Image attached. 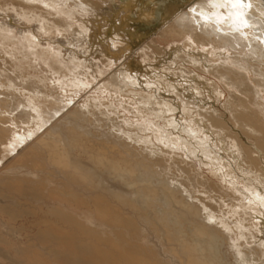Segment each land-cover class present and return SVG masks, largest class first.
I'll return each instance as SVG.
<instances>
[{
	"label": "bare ground",
	"instance_id": "bare-ground-1",
	"mask_svg": "<svg viewBox=\"0 0 264 264\" xmlns=\"http://www.w3.org/2000/svg\"><path fill=\"white\" fill-rule=\"evenodd\" d=\"M75 1L0 0V89L9 90L7 103L15 100L11 111L17 109L0 113V244H10L4 241L13 232L10 222L32 218L34 236L50 246L39 248L32 241L23 250L35 256H24L25 264H42L43 253L52 257L48 259L52 264H264L259 247L248 242L256 238L257 221L264 222L263 211L254 208L261 204L251 186L252 179L263 173L264 152L262 161L257 160V154L239 139L240 134H249L256 149L264 151V102L253 98L252 79L223 69V63L212 68L211 55L205 54L214 50V57H220L227 52L226 56L246 64L251 75L264 76V0ZM80 3L85 12L94 13L93 18L79 16ZM180 3L185 4L181 9ZM52 7L76 16L77 25ZM99 10L108 13L97 14ZM29 17L35 20L34 27ZM106 23L108 28L97 37ZM128 26L147 28V41L154 46L129 49ZM5 28H13L14 41L5 35ZM170 37L183 45L177 48L183 53L176 62H169L170 67L158 75L152 73L157 69L153 66L141 71L140 58L154 62L162 53L156 46ZM30 50L61 75L67 71L60 60L76 59L69 63L88 80L84 83L80 77L74 92L63 94L55 87V92L44 91L48 76L38 70ZM193 55H203L205 62L196 66L199 61ZM191 63L201 74L193 73ZM220 70L225 74L218 75ZM235 76L239 78L235 86L220 84L219 80ZM93 83L119 90L121 98L133 103L128 108L132 116H124L122 109L97 96L80 103ZM83 88L85 93L79 95ZM209 91L216 97L227 93L228 120L216 117L207 105L191 107L185 98L187 92L201 96ZM159 92L177 96L180 107ZM178 109L191 122L205 123L216 132V144L236 168L240 160L247 166L242 173L252 193L226 178L235 174L227 164L224 173L213 170L200 176L184 149L189 154L201 150L199 158L211 164L218 160L190 140L182 120L175 119ZM144 121L149 124L144 126ZM177 130L185 136H177ZM170 216L179 224L187 220L197 242L187 243L180 229L169 226L166 217ZM25 238L32 240L28 233ZM200 239L214 249L201 252ZM258 245L264 249L263 242Z\"/></svg>",
	"mask_w": 264,
	"mask_h": 264
},
{
	"label": "rangeland",
	"instance_id": "rangeland-1",
	"mask_svg": "<svg viewBox=\"0 0 264 264\" xmlns=\"http://www.w3.org/2000/svg\"><path fill=\"white\" fill-rule=\"evenodd\" d=\"M68 2L66 3H75L76 1L75 0H67ZM81 5H79L78 10L82 11V14H80L79 16L81 18H85V17H92L93 18V15L94 13H88V12H85L86 8L84 5H82V3H80ZM184 3H180L179 4V8H183L184 7ZM53 8V7H52ZM180 8V9H181ZM54 9V8H53ZM65 9V8H64ZM56 11V9H54ZM103 11V10H102ZM102 11H98V13H101L102 14ZM33 12V11H32ZM58 13V15H62L63 17H66L68 20L70 19V21H72L73 23L76 21V23H78V18H76V16L73 18L70 17L69 15L67 16L66 15V12H61V11H56ZM104 12V11H103ZM105 14L108 13L107 11L104 12ZM99 17V16H98ZM98 17H96L97 19H99ZM80 18V19H81ZM21 21H25V20H28V19H25V18H19ZM76 19V20H75ZM126 21L130 22L129 19L125 18ZM29 20H31V18L29 17ZM35 22L34 19H32L31 21H29V23L32 25L31 27H34L33 23ZM98 23L101 22V20H98L97 21ZM96 22V23H97ZM76 23H74V26L77 25ZM108 23V22H107ZM104 24V26H102L100 29H99V33L96 32V36L98 34L97 37H99L100 34H103V28L104 29H107L108 28V25ZM101 24V23H100ZM135 24V23H134ZM137 25V24H136ZM107 27V28H106ZM110 27V26H109ZM130 28V26H128ZM132 27V26H131ZM73 28V25H71V29ZM134 28V27H133ZM135 29V28H134ZM132 28H130V30L128 31V37H130L131 39L128 40V42L125 44L126 46L129 47V49L131 50H134V49H138L139 51V48L140 46L142 45H149V46H154L152 42L150 41H147V39L149 38V33L147 31V28H144V27H140V28H136V30H134ZM13 28H5V35L8 36L11 41H14L13 38H11V35L13 34ZM144 31V32H143ZM139 32V33H138ZM90 34L94 33L92 31H89ZM133 35V36H132ZM139 36V37H138ZM147 36V37H146ZM160 35H158L159 37ZM137 39V40H136ZM24 40V39H23ZM146 41V42H145ZM136 42V43H135ZM25 46L27 45L28 47L30 46L31 48V45L30 44H26V41H23V43ZM138 44V45H136ZM61 45V44H60ZM105 45V44H104ZM26 46V47H27ZM135 46V47H134ZM137 46V47H136ZM183 45H181V42H176V41H173V38H167V39H164V44L160 43L159 45L156 46V49H160L162 50V53L161 55H159L160 57H155V60L154 62L153 61H147V60H144L142 58H140L141 60V63H140V70L143 71V69L147 68L148 66H153L155 68L158 69L157 72H155L156 70L154 69V71H152V73H154L155 75H158L159 74V71L161 69H164L165 67H170L169 66V62H176V60L179 58L180 54H182L183 52H178L177 48L179 47H182ZM162 47V48H161ZM133 48V49H132ZM114 50V49H113ZM224 50V49H223ZM222 50V51H223ZM172 51H175L174 53ZM177 51V52H176ZM114 52V51H113ZM249 52H251L252 54H254V56L259 60L260 57H258V55L256 54L255 50L251 49L249 50ZM30 53L36 58L35 59V64L37 65L38 67V70L42 73H45L48 78H47V83L45 84L44 86V91H50V92H55L56 90H58L60 93H63L65 94V92L69 93V92H74V90L76 89L75 85L78 83H80L79 81V78L82 77V79L84 80V83L85 81H87L88 79L86 78V76H84L83 74H78L77 70L72 68L71 64L69 62H72L74 64V61L76 59L74 58H70L69 60L65 57L64 59L60 60L61 62L59 63L60 66H65L66 68V71H67V75H61L60 73L57 74L56 71H54L52 69V67L49 65L48 61L46 59H44V57H42L39 53L36 54V52L34 51H31L30 50ZM120 53L119 50L116 51V54L115 56L118 57V54ZM168 53V54H167ZM208 53V54H207ZM214 50L210 51L209 52H206L205 54L207 56H210L208 59L209 60H212V63L211 66L212 68H219L220 65L223 67V69H226V70H229V71H233L235 73H237L238 75H246L248 77L249 80H251V85H252V91H253V98L256 99V101H261V99L263 100L262 103L264 102V85L261 86V84H264V76L262 75V73H255V74H252L251 75V71L248 70L246 68V64H244L243 62H240L238 61L239 58L238 57H234L233 55H230V56H226L225 53L227 54V52H223L224 54L220 57H214L215 55H217V53H214ZM232 53V52H231ZM213 54V55H212ZM64 56V55H63ZM178 56V57H177ZM194 56V55H193ZM224 56V57H223ZM233 57V58H232ZM255 57H253L252 59H254ZM123 56L119 57V60H123ZM159 58V59H158ZM211 58V59H210ZM248 58V57H247ZM194 59H197L199 62H197L195 65L198 66L200 63L202 62H205L204 60V56L203 55H195L194 56ZM235 59V60H234ZM156 60H159V61H156ZM45 61V62H44ZM236 61V62H235ZM120 62V61H119ZM151 62V63H150ZM187 61L184 60V63H186ZM220 62V63H219ZM232 64H231V63ZM118 62H116L114 65H116ZM149 63V64H148ZM215 63V64H213ZM239 63V64H238ZM48 64V65H47ZM64 64V65H63ZM218 64V65H217ZM239 65V67H236L237 65ZM67 65V66H66ZM167 65V66H166ZM189 67H195V65L193 66V64H188ZM233 65H236V66H233ZM224 66H227L224 67ZM229 66V67H228ZM51 67V68H50ZM114 68L113 67H110L108 69V72H110L112 69ZM173 69H176L177 68V64L174 65V67H172ZM192 68V69H193ZM233 68V69H232ZM245 69V70H244ZM194 70V69H193ZM140 71V72H141ZM210 74L212 72V70H208ZM243 72V73H242ZM193 73H197V74H201V72L195 67V70L193 71ZM106 72H104L103 75H105ZM218 75H224L225 73L223 71H218L217 72ZM249 74V75H248ZM76 75V76H75ZM110 75V74H109ZM173 75V74H172ZM206 75V74H205ZM206 75V76H207ZM256 75V76H255ZM261 75V76H260ZM257 78V81L255 80ZM174 77V75H173ZM237 76L234 77V80H231V79H228L225 80V81H221L219 80L221 83L220 84H223L224 82V86H227L228 84L232 83L234 86L236 85L237 83V80L239 81V78L237 79L236 78ZM236 78V79H235ZM261 79V81L259 79ZM177 79H179V77H177ZM3 78H0V85L1 83H3ZM77 80V81H76ZM236 80V81H235ZM82 81V80H81ZM255 81L258 83H255ZM263 81V82H262ZM261 84H260V83ZM91 83V81H90ZM95 85V87L93 89L90 90L89 93H87L86 95H84L83 97H81L78 101H80V103L83 102V100L85 99H89L91 96H97L99 99H101L102 101H107V103L109 104H112L116 109H122L120 110L121 113L124 115V116H127V117H131V112L128 111V108H132L133 107V103H131V101L128 99V98H121V93L119 90H112L110 88V86H106L104 85L103 83H93ZM92 84V85H93ZM53 87H55V91H53ZM254 87V88H253ZM85 90L86 89H81L80 90V94L79 95H83L85 93ZM9 90H7V92L5 91V89H0V113L2 112V110H6L9 112H13V111H17V109L11 111V105L13 104V101H11V103H7V98L9 99V93H8ZM113 91V92H112ZM110 92V93H109ZM257 93V94H256ZM94 94V95H93ZM120 94V95H118ZM160 96L162 97H165L166 99L168 100H172L170 102L172 103H175V105H178V97L175 96L174 94L172 93H163V92H159L158 93ZM79 95L77 96V98H79ZM205 95V96H204ZM65 96V95H64ZM101 96V97H100ZM217 95L214 94L213 96V93H211L210 91L209 92H205L203 95L201 96H197L195 94H192L191 92H187L185 93V98L190 100V106L193 107V108H199L200 106L201 107H206L207 105V108H210L214 113H215V116L219 118L222 117L226 120H228V117L230 116V113H229V110L226 109L225 105H226V100L228 99V95L227 93H225L224 95H222L221 97H216ZM107 97V98H106ZM110 97V98H109ZM191 97V99H190ZM258 97V98H257ZM115 98V99H114ZM173 98V99H172ZM124 99V100H123ZM177 99V100H176ZM193 99V100H192ZM196 99V100H195ZM6 100V101H5ZM128 100V101H127ZM199 103H197V102ZM112 102V103H111ZM193 102V103H192ZM201 102V103H200ZM79 103V104H80ZM125 104V105H124ZM118 105V106H117ZM200 105V106H198ZM263 105V104H262ZM18 106V105H17ZM222 106V107H221ZM256 106H259V105H256ZM123 107V108H122ZM177 107H180V105H178ZM215 108V110H213ZM259 108H262V106L260 105ZM135 111L138 113V109L136 108ZM223 112V113H222ZM180 113V114H179ZM2 114V113H1ZM0 114V115H1ZM264 114V112H263ZM175 119L177 121H180L182 120V126L181 127H185L187 128V131L189 132V138L191 141H195V144L199 147V149H207L209 151L210 154H212L214 157L217 158V163L216 164H211V162H207V160H205L204 157L202 158H199L201 156V150H198V153L195 154H189L187 149H184V152L186 153L187 155V158L189 159V161L195 166V168H197L198 172L200 173V176H208L210 171H213V170H218L219 172L221 171L222 173L226 172L227 169L225 167V164L229 165V168H232V170L234 171L235 174H233L234 176H232L231 174L228 176H226L227 179H229L230 177L232 179H234L235 181V184L237 185L238 188H240L241 190H246V191H249V192H253V191H256V197H257V201L259 202V204H261L259 207L257 206H254V208H256L258 211L261 210L263 211L264 213V168H263V173L260 175V176H257L256 178H253L252 179V182H251V186L254 188V190L252 191L250 189V184L248 185L246 183V180L248 179L247 177H245V175L242 173V169L243 171L247 169V166H243V164L241 163L242 161L240 160V163L238 165H240L239 167V170H238V167L236 168L234 165V162L231 158H229V156L226 154V152L221 149L220 147H218V143L216 144L217 140V136L214 135V132L213 129H211L210 127L207 128V126H205V123H203V125L201 124H197V123H194L193 121L191 122V120L187 119L185 117V115H183V113L181 112L180 109H178L176 112H175ZM225 115V116H224ZM178 117V118H177ZM136 118L133 117L132 121H135ZM129 122V121H128ZM185 122V123H184ZM192 123V124H191ZM145 124H149L147 123L146 121H144V126ZM229 124V128L230 129H233L235 131V127L234 125H231L230 122H228ZM198 127H196V126ZM189 127V128H188ZM196 127V128H195ZM199 129V130H198ZM208 129V130H207ZM193 132V134H191ZM177 136H180V133H182L183 136H185V134L183 132H180L177 130V132H174ZM216 133V132H215ZM208 136V137H207ZM242 136V137H241ZM187 137V136H186ZM240 137V138H239ZM239 139L241 141H243L245 144L249 145L250 148L252 149V153H255L257 155H255L257 157V160H261L262 161V155L261 153H263L264 151H260L258 149H256V147L251 143V139L252 137L248 134L247 136L245 134H240L239 135ZM247 137V138H245ZM257 137V136H256ZM216 138V139H215ZM216 141H215V140ZM250 141H249V140ZM213 140V141H212ZM262 140V138H261ZM215 141V142H214ZM197 142V143H196ZM215 144V147H214V144ZM206 144V146H205ZM213 144V145H211ZM174 147V145H172ZM201 147V148H200ZM209 147V148H208ZM213 149H212V148ZM256 149V150H255ZM218 150V151H217ZM224 151V152H222ZM219 154V155H218ZM198 155V156H197ZM226 155V156H225ZM259 155V156H258ZM198 157V158H196ZM225 158V159H224ZM227 158V159H226ZM223 160V161H222ZM225 160V161H224ZM262 163V162H261ZM231 164V165H230ZM233 164V165H232ZM212 166V168H211ZM235 167V168H234ZM243 167V168H242ZM223 168V169H222ZM209 170V171H208ZM224 170V171H223ZM239 172H238V171ZM201 171V172H200ZM236 171V172H235ZM245 172V171H244ZM242 173V174H241ZM238 182V183H237ZM243 187V188H241ZM262 197V199H261ZM23 202V200H21ZM203 204L205 205H208L209 204V201H206V200H203ZM213 207L215 208V210L218 209V204L217 203H213ZM84 208H86L84 206ZM234 208V207H233ZM242 208H245L244 206H242ZM246 209V208H245ZM232 210V209H231ZM171 211V210H169ZM248 213V212H247ZM172 215H174L173 213H171ZM5 214H3V218L6 219V215L4 216ZM253 217V216H252ZM1 218V217H0ZM132 218H135V216H133ZM137 218V216H136ZM2 219V218H1ZM21 221V222H19ZM26 221V222H25ZM134 222H137L136 220H134ZM11 223V224H10ZM9 223V226L12 227L13 229V232L11 233V235H7L5 236V240L6 242H9L10 244L8 246L6 245H3V244H0V264H25L23 262V260L25 259V257L27 256L28 258H33V256H35L34 254H32L31 252H25L23 249L25 247L28 246H32V244H36L37 246H39V248H41L42 246H45V244L47 246H50V242L48 243H43V241H39L40 239H37L35 236H34V232L36 231L35 227H33V224H32V218H27V219H16V221H13V222H10ZM166 223L169 225V226H174L175 228H178L180 229L181 233H180V236L185 239L186 241H188L187 243L189 242H197L196 239H197V234L195 233V230L193 229V227H191V224L187 221V220H183L181 224L177 223L175 221V217L174 216H170V217H166ZM263 223V224H262ZM29 228V230H28ZM256 233H255V237L256 238H250L248 240V242L250 244H254V245H257L260 249V251L262 252L263 256H264V249H263V246H260L258 245L259 242H263L264 243V222H262V220H258L257 221V224H256ZM17 232V233H15ZM14 233V234H13ZM26 233V234H25ZM30 235L32 240L29 239L27 240L26 235ZM21 235V236H18V235ZM33 234V235H32ZM14 235V236H13ZM35 239H34V238ZM22 239V240H21ZM26 241H25V240ZM237 238H234V240H236ZM31 240V241H30ZM35 240V241H34ZM33 241V243H32ZM25 242V243H24ZM42 243V245L40 246V243ZM153 242L156 244V248H159V243L157 240H153ZM200 242V245H197V247L200 249L201 252H205V250H211V249H214L213 246L211 245H207L206 242H203L202 239L199 240ZM29 243V244H28ZM32 243V244H31ZM39 243V244H38ZM44 244V245H43ZM22 245V246H21ZM11 246V247H10ZM7 249V251H6ZM12 249V250H11ZM9 250V251H8ZM159 252H161V250H159ZM25 256V257H24ZM49 258H52L51 256L47 255L46 253H43L42 254V257H40V262L42 264H52L53 262H48V259ZM174 264H182L180 263L179 261H175Z\"/></svg>",
	"mask_w": 264,
	"mask_h": 264
}]
</instances>
